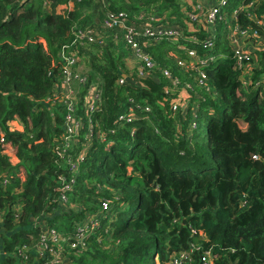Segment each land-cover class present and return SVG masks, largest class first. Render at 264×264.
Returning a JSON list of instances; mask_svg holds the SVG:
<instances>
[{
	"label": "trees",
	"instance_id": "16d2710c",
	"mask_svg": "<svg viewBox=\"0 0 264 264\" xmlns=\"http://www.w3.org/2000/svg\"><path fill=\"white\" fill-rule=\"evenodd\" d=\"M238 1L246 7L231 19ZM181 3L0 0V264H23L14 253L36 243L42 224L65 236L104 202L106 217L100 214L101 227L91 229L85 249L63 244L64 264H155V257L169 264L181 251L189 255L181 264H202L206 251L209 264H264V93L259 98L253 86L264 79V0H228L223 7L225 20L213 31L218 65L203 67L205 85L197 71L178 64V58L189 63L179 45L201 53L193 39L208 32L204 20L189 18L194 3ZM109 11L127 12L139 28L181 30L154 42L137 29L154 63L146 77L121 69L133 54L123 30L104 24ZM235 22L255 30L250 41L260 46L245 52L241 64L225 40ZM75 29L90 30L103 44L73 43ZM64 46L67 54L76 51L75 65L88 77L77 89L82 118L90 82L101 94L93 120L104 140L94 132L75 175L67 157L83 148L87 123L65 157L58 155L65 106L52 89ZM122 74L127 80L119 84ZM73 175L64 205L58 177ZM34 262L30 253L24 264Z\"/></svg>",
	"mask_w": 264,
	"mask_h": 264
},
{
	"label": "built area",
	"instance_id": "2783aa9c",
	"mask_svg": "<svg viewBox=\"0 0 264 264\" xmlns=\"http://www.w3.org/2000/svg\"><path fill=\"white\" fill-rule=\"evenodd\" d=\"M228 3V0H195V3L191 6V12L189 13V18L193 21L204 20L207 24L208 32L203 38H195L193 42L195 47H199L202 49V52L199 53L198 50L194 47L189 46L187 48L183 45H179L180 48H183L186 52V55L189 59V63L186 64L183 59L178 58V64L185 69H194L198 73V81L199 84L205 85L207 74L203 70V67L215 68L217 66L218 56H215L213 52V56L215 59L207 57L210 54V51L215 48L214 41V27L216 25L217 20H225L226 12L223 10ZM246 7L243 8H235L232 9L229 13V18L235 19L238 16V13ZM125 14L123 18L120 15ZM127 13H116L113 11L106 12V16L104 19V24L113 27L115 25L122 26L124 21L127 20ZM249 17H252L249 15ZM153 17H151V20ZM148 23V22H147ZM142 34L145 36L146 40L154 39V42L160 40L161 36L164 34L173 33L174 35H178L180 33V29H172L169 27H153L146 24ZM231 26V25H230ZM124 36L126 40V45L131 49V52L136 55L139 59L138 67L135 70L137 77H146L148 73L154 67V63L147 52L143 49L142 46H149L146 41H139L136 38L138 35V31L135 27L132 26H124ZM236 32V34H243L244 37H247L248 40L251 39L252 36L257 37V33L252 28L242 27L240 23L235 22L232 27H229V31ZM88 31H83L81 29H75L73 31L74 39L73 43H93L99 42V44H103V42L95 36V34ZM240 34V35H241ZM173 38V37H172ZM239 41H237V49H231L232 56L235 59L237 64H241L242 60L246 57L245 52H247L251 47H257L259 45H255V43L250 41V46L247 50L242 49L243 47L238 46ZM68 46H64L63 49L58 53L59 59L62 61L61 70L56 76L58 80V84L53 86L52 93L57 96V98L63 102L65 106L64 110V137L62 141V148L57 149V154L65 157L64 153L68 152L69 146L71 142H74L77 137L80 136L82 130L84 129L85 122L87 123V130L85 133L90 134V140L95 132L96 123L93 120L94 111L98 108L100 104V91L98 85L96 83L89 84L86 88V91L83 95L82 100V108L84 111V118H82L79 114V96L77 95V91L75 93V89L73 85H78V87L85 86L87 83V75L80 73L78 67L75 65L77 62L76 51L71 54H67L66 49ZM208 50V51H207ZM163 73L170 80L173 85H176V80L171 76V74L164 70ZM61 78H58L60 77ZM127 80L125 74L118 79L119 84H124ZM255 88L259 89L260 94L264 90V79H258L254 82L253 85ZM264 93V92H263ZM56 99H53L52 104H54ZM146 111H149V107H145ZM124 117V116H123ZM122 118V117H121ZM86 119V120H85ZM131 120V119H130ZM128 120V121H130ZM193 127L196 126V121L193 122ZM114 132L113 129L110 130ZM96 135L101 140H104V134L101 130H96ZM85 150L83 149L81 152L79 151L76 157H71L68 154L67 161L70 167V170L75 175L77 173L79 163L84 158ZM72 176L69 181H67L63 176H59L60 187L58 190L61 191L60 201L62 204H66V196L65 191L71 189L72 184L75 182V176ZM6 181H3L5 185ZM108 210V203H102V206L98 213L92 215H86L82 219V224L76 229L74 228L69 234L63 236L61 233L56 231V229L47 226L46 224H42L40 226V230L38 232L39 237L35 244L32 246L22 245L17 248L15 251V255L18 260L22 261V263H26L29 261V254L34 255L35 262L33 264H64L65 260L63 258V244L67 245L69 248L78 249V251H82L87 246L89 237L91 235V229L95 227H101V219L106 217V211ZM101 214V219H100ZM17 216V215H16ZM100 241V239L98 238ZM193 244H191V248ZM188 253L185 251H181L177 254L171 255V261L169 264H181L184 260L188 259ZM210 251L204 252L203 256H201L202 264H209L211 259Z\"/></svg>",
	"mask_w": 264,
	"mask_h": 264
},
{
	"label": "rangeland",
	"instance_id": "374dc122",
	"mask_svg": "<svg viewBox=\"0 0 264 264\" xmlns=\"http://www.w3.org/2000/svg\"><path fill=\"white\" fill-rule=\"evenodd\" d=\"M194 0H182V5H185V6H187L188 4H193L194 2H193ZM232 1H234V0H232ZM235 3V2H234ZM228 4V3H227ZM243 6H244V2H241V1H238V3L236 4V5H233V6H231L230 7V9H231V11H232V9L234 8H239V9H241V8H243ZM226 7V6H225ZM123 13H127V12H123ZM125 16V14H122V15H120V17L121 18H123ZM152 17V16H151ZM231 17H232V13H231ZM251 18V17H250ZM128 21H124L123 22V25L122 26H118V25H115V26H113L112 28H117V29H121V30H123V34H124V26H132V27H135V29L137 30H144V28L145 27H148V26H146V24L143 26V27H136L137 25L133 22V21H129V19H127ZM153 27H160V26H153ZM228 30H229V28H227ZM229 36L225 39L226 40V46L227 47H231V49L233 50V49H237V41H239V44H238V46L239 47H243L242 49H245V50H247L248 49V47L250 46V40H248V38L247 37H244L243 36V34H236V32H233V30L230 32L229 31ZM122 40H123V42H124V44L123 45H125L127 48H129L127 45H126V40H125V37H123V35H122ZM139 41V43H140V40H138ZM191 44V43H190ZM192 45V44H191ZM255 45H257V44H255ZM185 47H187V48H190L189 47V45H185ZM258 47H260V46H258ZM219 49H221V50H223L222 49V47L220 46L219 47ZM215 50V48H213L211 51H210V54H208V56L207 57H209V58H212V59H215V57L213 56V54H211L213 51ZM208 51V50H207ZM129 53H130V55H131V49L129 50ZM133 54V53H132ZM129 55V54H128ZM224 56V55H223ZM134 57V58H133ZM131 61L130 62H128V65H126V67H123V68H121L123 71H124V69H126L125 71H128L129 73H132V71L133 70H136V68L138 67V63H139V59H138V57L136 56V55H132V57H130L129 58ZM127 61H128V59H127ZM81 65H84L82 62H81ZM84 67V66H83ZM245 74V73H244ZM93 83H95V82H93ZM93 83H91L90 82V84H93ZM73 88L75 89V93H76V91H77V89L79 88L78 87V85H73ZM243 90H249V89H243ZM263 92H264V90L261 92V94L258 96L259 98H261L262 97V94H263ZM193 122H195V121H193ZM193 124H195V123H192L189 127L191 128L192 127V129L194 128L193 127ZM133 129V128H132ZM201 130L203 131V134L205 135V130H206V120L204 119V118H202L201 119ZM192 131V130H191ZM82 137L84 138V144H83V148L82 149H80V152L84 149L85 151H86V149L90 146V134H88V133H83L82 134ZM66 205V204H65ZM112 216H114V215H110L108 218L110 219H112ZM83 222H82V219L81 220H78V221H76L75 223H73V225H72V228L74 229H76L77 227H79L80 226V224H82ZM106 230V229H105ZM155 264H158V259L155 257Z\"/></svg>",
	"mask_w": 264,
	"mask_h": 264
},
{
	"label": "crops",
	"instance_id": "0c3cea01",
	"mask_svg": "<svg viewBox=\"0 0 264 264\" xmlns=\"http://www.w3.org/2000/svg\"><path fill=\"white\" fill-rule=\"evenodd\" d=\"M130 57H132V56H130ZM129 57V58H130ZM128 58V61H126V65H128V62H130L131 60ZM134 58V57H133ZM217 63H218V61H217ZM218 65V64H217ZM78 95V94H77Z\"/></svg>",
	"mask_w": 264,
	"mask_h": 264
}]
</instances>
